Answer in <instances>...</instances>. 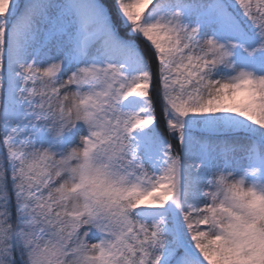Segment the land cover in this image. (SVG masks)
Listing matches in <instances>:
<instances>
[{"label": "snow or ice", "instance_id": "6c2138e0", "mask_svg": "<svg viewBox=\"0 0 264 264\" xmlns=\"http://www.w3.org/2000/svg\"><path fill=\"white\" fill-rule=\"evenodd\" d=\"M0 264H264V0H0Z\"/></svg>", "mask_w": 264, "mask_h": 264}]
</instances>
